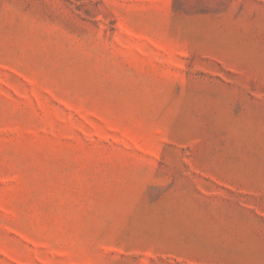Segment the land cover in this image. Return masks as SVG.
<instances>
[{
    "label": "rangeland",
    "instance_id": "obj_1",
    "mask_svg": "<svg viewBox=\"0 0 264 264\" xmlns=\"http://www.w3.org/2000/svg\"><path fill=\"white\" fill-rule=\"evenodd\" d=\"M0 264H264V0H0Z\"/></svg>",
    "mask_w": 264,
    "mask_h": 264
}]
</instances>
